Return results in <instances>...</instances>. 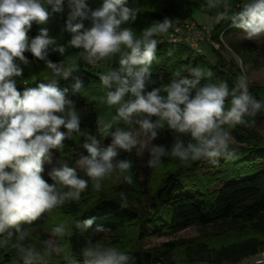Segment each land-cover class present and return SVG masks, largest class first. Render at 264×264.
Listing matches in <instances>:
<instances>
[{
  "label": "clouds",
  "instance_id": "1",
  "mask_svg": "<svg viewBox=\"0 0 264 264\" xmlns=\"http://www.w3.org/2000/svg\"><path fill=\"white\" fill-rule=\"evenodd\" d=\"M127 5L128 0H103L100 7L92 9L87 0H0V248L17 250L22 264H43L53 254H64L67 264H76L75 257L52 240L44 242L42 252L26 246L24 226L33 225L65 203L79 201L89 180L96 192L114 173H119L117 180L122 177L131 184L132 175L124 174L130 172L133 162L117 160L121 151L132 153L135 149L140 155L146 151L148 168L157 167L167 156L185 164H217L218 158L235 155L229 129L249 126L247 118L264 111V101L249 91L245 74L230 88L226 81L211 82V69L193 67L187 76L177 71L166 83L155 86L151 69L157 60L158 41L154 37L168 32L173 21L167 17L154 21L136 35L126 25L137 20L138 11ZM65 7L63 30L71 36L69 46L80 49L79 59L71 65L49 59L50 53L63 55L66 49L57 45L47 28H40L34 38L28 36L34 23L46 24L54 14H64ZM202 7L216 10L217 23L230 21L241 40L264 38V0H241L238 10H233L230 0H205ZM85 21H90L89 27ZM26 52L43 61L52 75L48 82L26 86L21 92L16 78L23 75L21 65L30 64ZM112 60H117V66L98 73L105 89L99 99L115 108L111 121L99 117L96 121L98 135L111 137L103 146L96 135L81 130L75 101L69 98V88L58 86V80L72 77L80 61L95 65ZM237 63H241L239 58ZM150 85L154 86L149 90ZM83 88V81L75 78L72 93H81ZM121 122L125 127L116 126ZM134 126L137 131L132 130ZM164 132L172 135L171 145L153 143ZM76 134L85 138L82 147L87 155L76 160V167L58 160L48 172L50 184L42 175L44 165L52 164L53 150L62 151L64 141ZM121 201V207H126L123 193ZM94 221L95 217L77 220L74 228L89 229ZM109 231L101 225L95 228L97 233ZM51 234L72 236L73 229L60 223ZM81 255L84 264H128L133 259L116 246L91 240Z\"/></svg>",
  "mask_w": 264,
  "mask_h": 264
},
{
  "label": "trees",
  "instance_id": "2",
  "mask_svg": "<svg viewBox=\"0 0 264 264\" xmlns=\"http://www.w3.org/2000/svg\"><path fill=\"white\" fill-rule=\"evenodd\" d=\"M87 2L92 9H96L102 5L103 0H87ZM230 3L233 4V10H238L241 0H230ZM204 4L205 0H128L127 6L138 11L136 21L140 18L139 20L148 19L152 23L162 21L165 17L171 20L192 18L193 11H200L215 17L216 10L202 7ZM66 17L67 8L65 7L64 14H54L50 18L53 22L52 26L64 29ZM230 23V21L216 22L212 26L213 37L217 39L220 34L225 35L237 30L230 27ZM85 26L89 27L90 21H85ZM42 27L45 28L44 25L34 23L28 33L29 39L34 38ZM64 34L67 49L74 54V58L67 63L71 65L79 59L80 49L69 46L71 36L66 31ZM230 45L233 52L243 59L246 71L250 68L264 67V42L259 46L252 43H230ZM216 54L217 65L209 66L202 54L195 53L184 44L158 42L157 60L151 69L153 79L157 81L155 86L166 83L177 71L182 76H187L188 69L202 67L211 69L213 72L211 82L219 77L231 88L236 78L242 73L233 59L225 62L218 51ZM25 56L30 61L29 65L43 62L33 58L31 53L26 52ZM49 59L53 62H60L58 53H50ZM106 63L111 69L117 66L118 62L112 60ZM98 73L100 72L94 67L80 61L78 71L73 72L72 77L67 80L60 78L58 86L62 89L69 88V98L75 101L81 116V130L96 135L104 144L107 137L101 138L98 135L96 124L97 118H101V103H103L99 98L105 95V89L99 81ZM32 74L37 78L28 82L30 87H35L39 82H48L47 79L52 75L50 69L45 72L35 71ZM77 77L83 81L84 88L81 93L73 94L71 88ZM158 77H163V79H158ZM30 78V74L23 72V75L17 77L16 80L20 82ZM153 86L150 85L149 90ZM249 91L258 100L264 101V86L249 83ZM104 104L110 110V118L108 117L107 120L111 121L112 116L115 115V108ZM247 119L249 126L238 125L229 129L238 142L236 147L232 146L235 155L229 159L220 157V161L212 167L214 173L208 171L213 176H210L208 180L201 178V173L197 172L189 177L186 172L193 169L175 158L170 164H159L155 168H148L146 179L140 181V168L136 158L132 153L121 151L117 160L128 159L133 162L132 169L126 175H132L133 182L128 183V187L132 195L141 200L140 206H135L129 199H126L127 206L121 207V196L116 191L107 185V188L96 192L92 189L89 180L88 188L82 193L79 201L68 202L56 208L70 218L68 227L73 229L72 236H65V253L75 257L76 264H84L81 250L87 241L91 240L101 245L106 241L107 243L118 242L117 238L125 229L131 230L133 240L127 248H120L122 252L133 257L128 264H197L198 262L236 264L249 260L260 251H264V135L260 134L256 128V124L264 122V111L254 118ZM116 126L125 127L122 122ZM170 136L169 133H165L169 141ZM84 142L85 138L76 134L73 139L64 141L62 151L54 149L53 163L44 165L43 178L50 184L53 183L48 172L52 167L57 166L58 160H63L70 166L76 167L77 154L87 155L82 147ZM78 172L82 178L87 179L82 169ZM207 182H211V187ZM48 214H44L33 225L24 226L28 232L24 241L26 246H34L38 251L41 246L45 247L44 242L49 240V234L45 231ZM92 217H95V221L91 228L84 230L74 228L75 221L82 222ZM98 225L111 229V231L97 233L95 228ZM192 225L202 229L210 228L211 231L206 234L207 236L232 232L241 233L242 236L217 246H210L204 242L188 246L185 252L186 257L182 262H176L173 258L175 242L169 241L158 248L151 249H142L138 246L140 241L154 234L165 230L175 232ZM247 231L250 234H247ZM12 262L21 264L17 250L10 246L0 248V264ZM43 264H67V262L64 258H46Z\"/></svg>",
  "mask_w": 264,
  "mask_h": 264
},
{
  "label": "rangeland",
  "instance_id": "3",
  "mask_svg": "<svg viewBox=\"0 0 264 264\" xmlns=\"http://www.w3.org/2000/svg\"><path fill=\"white\" fill-rule=\"evenodd\" d=\"M190 17H186L183 19H187ZM138 18V21L134 22L131 25H126V26H130L133 28V31L136 35L140 34V31H142L144 28H146L147 26L151 25L152 23L149 22L150 20L148 19H141ZM183 19H173V24L183 20ZM192 19L195 20L199 25H205L207 27L213 26L216 23L215 17L208 15L206 13L200 12V11H193V16ZM53 22H51V20L49 19V21L44 24L45 28L48 29L49 31V36L51 38H54L56 40V43L58 46H64L66 51L63 55L59 54V59L60 62L61 61H66V64L69 63L73 58H74V54L69 51L67 49V43H66V39H65V34H64V30L56 27V26H52ZM168 33V32H167ZM167 33H163L160 34L158 36H156L157 41L159 43H164L167 42L166 41V35ZM222 41H223V45L221 46L220 50H214L211 46H209L208 43H204L202 44L201 50H202V55H204L207 58V63H209V66H216L217 65V54L216 51H218L220 53V55L223 57L225 62H228L229 60L233 59L236 67L241 71L242 74L247 75L248 79H249V83H256L259 85L264 86V67L261 68H250L247 71L244 68V62L243 59L241 57H239L238 55H236L233 52V49L231 48L230 43H252L255 46H259L260 44H262V42H264V38H262L259 41H249V40H241V34L239 32V30H235V31H231L225 35H222ZM239 58V60L241 61L240 64L237 63V59ZM205 59V58H204ZM92 67H94L96 70H98L99 72H106L110 69V65L106 62H100L97 63L95 65H91ZM23 68V72L30 74L31 78L26 80L25 82H32L33 80H35V78H37L36 76H33V72L35 71H47L48 69L45 67V63L41 62V63H36L33 65H29L27 66H22ZM34 77V78H32ZM223 81L221 78L216 77L213 82L215 83H219ZM22 82V81H20ZM110 110L107 108V106L104 103H101V118L105 119L106 122L108 121L107 118H110ZM228 127V126H225ZM256 128L258 130V132L262 135H264V122H259L258 124H256ZM115 129H113L114 131ZM133 131H137L138 127L134 126ZM165 133H162V135L160 136V138L156 141H154L153 143L155 144H164V145H168L170 146L172 143V135L170 136V141L165 137ZM233 138H234V142L232 144V146L236 147V145L238 144L235 136L233 133H231ZM111 142V137H107L105 143L103 144V146H107L109 143ZM132 154L134 155V157L136 158V161L138 163V166L140 168V173H139V178L140 181H143L146 179L147 175H148V167H146V162L148 159V154L145 151L142 155L139 154L138 150H133ZM81 157L80 154H77V157L75 159L78 160ZM175 158L167 156L164 157L162 162L160 164L163 165H167L170 164L172 160H174ZM220 161V159L218 158V162ZM217 162V163H218ZM194 162H189L187 164L183 163L184 165H188L190 166L193 170H188L186 172V175H188L189 177H191L194 172L197 173H201L200 177L203 178L204 180H208L210 178V176H212L211 172L208 171H212L213 172V165L210 162L207 161H202L200 164H193ZM49 165V164H47ZM77 166V165H76ZM165 167V166H163ZM50 167L48 166V170ZM80 170V169H78ZM214 173V172H213ZM119 175V173H114L113 176L109 179H106L105 181H103V187L107 188V185L109 186L110 189L116 191L117 194H119L121 196V193L124 194V196L126 197V199H129V201H131L135 206H140L141 200L132 195L133 193L130 192V188L128 187V183L123 182L122 181V177L120 180H117V176ZM126 175V173L124 174ZM213 177V176H212ZM207 184L211 187V182H207ZM93 189V188H92ZM94 195V194H91ZM48 222L45 226V231L48 232L49 234V240L55 241L57 244L61 245L65 250H66V243H65V237L60 238V237H55L51 234V230L52 228H54L55 226H57L60 223H64L66 226H68L70 218L66 217V215H64L61 211L54 209L52 212H50L48 214ZM211 231L210 228H206V229H202L196 225H192L189 226L187 228L175 231V232H168L167 230L162 231L158 234H154L152 236H149L147 238H145L144 240L140 241L138 243V246L142 249H151V248H158L160 247L163 243H167L169 241L175 242L176 243V247L174 249L173 252V258L176 262H182L183 259H185V252L186 249L188 248V246H192L197 244L198 242H204L210 246H217L220 243L223 242H227L236 238H239L242 236L241 233H222L219 235H212V236H207L206 234ZM247 234H250L249 231H247ZM118 242H114V243H107V241L103 244V245H109L111 244L112 246H116L119 249H125L128 246H130L133 242L132 240V234H131V230L130 229H125L122 231V233L120 234V236L117 238ZM44 247L41 246L39 248V250L43 251ZM204 257V256H202ZM64 258V254H53L51 257H49V259H62ZM10 264H15L14 262L10 263ZM21 264H22V260H21ZM197 264H207L206 262H198Z\"/></svg>",
  "mask_w": 264,
  "mask_h": 264
},
{
  "label": "built area",
  "instance_id": "4",
  "mask_svg": "<svg viewBox=\"0 0 264 264\" xmlns=\"http://www.w3.org/2000/svg\"><path fill=\"white\" fill-rule=\"evenodd\" d=\"M166 41L173 44H184L197 54H202L200 46L204 43H208L214 50H220L224 44L222 34L215 39L212 26L199 25L192 18L174 23L166 35ZM26 86H28V83L25 81L17 82V88L21 92ZM236 264H264V251H260L249 260Z\"/></svg>",
  "mask_w": 264,
  "mask_h": 264
},
{
  "label": "crops",
  "instance_id": "5",
  "mask_svg": "<svg viewBox=\"0 0 264 264\" xmlns=\"http://www.w3.org/2000/svg\"><path fill=\"white\" fill-rule=\"evenodd\" d=\"M203 57L205 58V60H207V58L203 55Z\"/></svg>",
  "mask_w": 264,
  "mask_h": 264
}]
</instances>
